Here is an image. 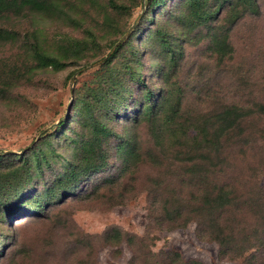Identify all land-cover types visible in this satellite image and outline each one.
I'll return each instance as SVG.
<instances>
[{"label":"rangeland","instance_id":"374dc122","mask_svg":"<svg viewBox=\"0 0 264 264\" xmlns=\"http://www.w3.org/2000/svg\"><path fill=\"white\" fill-rule=\"evenodd\" d=\"M146 1L66 0L63 9L68 18L27 11V17L12 18L6 25L16 31V38L0 40V91L6 92L0 93V153L4 155L0 165L21 166L23 158L28 160L27 167L34 165L31 150L38 140L50 134L53 141L42 146L40 159L44 160L31 170V180L24 187L26 195L18 199L42 195L72 165L77 136L69 126L60 131L56 128L70 114L74 93L85 92L89 85L97 88L99 80L102 83L97 76L111 69L119 71L116 80L127 82L115 97L120 101L118 108L98 113L114 131L107 153L109 169L92 177L69 198L45 206L39 214H19L20 203L11 196L0 200V215L9 210L0 220V264H131L132 246L146 257L143 264H169L170 251L178 252L184 264H264V247L252 248L243 259L230 260L221 257L216 242L198 235L194 220L180 224L186 217L193 219L189 213L200 208L190 194L196 192L200 175L209 165L222 164L219 179L224 182L236 183L256 172L264 178L261 121L252 119L237 131L249 141L246 146L234 137L222 142L220 152H200L199 145L184 141L192 120L202 129L201 123L227 104L250 108L257 102L264 104V20L248 17L233 27L234 58L217 66L211 49L217 32L212 24L184 23L187 19L177 12L183 0H165L153 10ZM157 30L167 32L179 57L174 83L182 101L174 127L166 126L163 117L155 124L136 123L135 116L142 109L136 101L145 89L128 73L120 72L129 57L131 70L160 99L163 68L159 49L163 48L161 43L148 42ZM36 37L52 53L71 39L87 42L89 50L81 54L80 63L86 67L77 70L72 64L60 72L38 68L29 50ZM117 39L124 41L126 48L105 64L109 47ZM135 49L138 53L130 61ZM109 112L119 116L108 122ZM78 115H73V129ZM158 126L162 134L156 133ZM130 137L138 148L137 161L142 162L116 180L121 159L120 147L114 146ZM189 161L197 162L193 166ZM217 178L215 173L208 174L211 181ZM177 210L184 213L182 219ZM255 229V225L249 226V235L256 236Z\"/></svg>","mask_w":264,"mask_h":264},{"label":"trees","instance_id":"16d2710c","mask_svg":"<svg viewBox=\"0 0 264 264\" xmlns=\"http://www.w3.org/2000/svg\"><path fill=\"white\" fill-rule=\"evenodd\" d=\"M65 1L0 0V40L5 42L15 40L16 31L6 29V25L10 23L12 18L27 17V11L57 19L68 18V13L63 9ZM164 1L147 0L146 2L149 9L153 10ZM181 6L177 8V12L183 14V18L187 19V21L182 20L184 23L187 22L196 26L210 23L214 26L213 30L217 33L211 49L216 56L217 66H222L234 58V49L230 41V32L233 27L248 17L264 20V0H183ZM223 9L225 10L223 11ZM147 18H150V15ZM219 38L221 41H219ZM36 40V43L29 46V48L31 47L29 50L38 68L60 72L72 64L78 66L77 70L86 67L80 63L83 60L81 54L89 50L87 42L71 39L59 51L52 53L39 43L37 37ZM150 41L152 44L161 43L163 48V50L159 49L163 68L160 99H157L158 93L149 89L141 77H137L136 71L131 70L133 67L130 65L129 57L120 72L128 73V77L135 78L141 88L145 89L136 101L137 106H142L141 111L135 116L136 123L139 125L142 121H150L155 124L163 117L161 121L166 126L174 127L179 121L180 101H182L181 93L177 91L174 83L176 79L175 68L178 65L179 57L174 49L176 47H174L172 39L166 31H155L148 42ZM124 48H126L124 41L115 40L109 47V55H107L105 64H110ZM137 53L136 49L132 51L131 55L134 57L131 56L130 61L135 59ZM169 53L170 57L167 59ZM116 74L118 75L119 71L111 69L110 72L97 76L102 80V83L99 80L97 88L89 85L84 90L85 92H79V95L78 91H75V101L70 114L63 117L59 122L56 128L58 131L65 126L66 128L69 126L73 135L77 136L73 139V142H76L73 163L68 166L69 169L66 174L62 175L42 195H34L24 200L18 199L21 194L26 195L24 187L31 180V170L37 167L40 161L44 160L40 159V156L44 154L42 146L53 142L51 140L52 136L47 134V136H42L38 140V146L31 150L32 158L36 161L34 165L27 167L28 160L26 158H23L24 162L21 166L4 168L0 165V200H3L6 196H11L20 203L17 208L18 211H16L19 214H39L44 212L45 206L69 198L92 177L110 168L107 153L110 151L109 147L112 144L110 137L113 136L114 131L110 130L107 123L101 121L98 113L100 110L116 109L119 106L120 101L115 97L119 95L120 89L123 90L127 80L119 82L116 80ZM0 93L5 94L6 92L0 91ZM178 93L179 97L177 99ZM78 105L79 109L77 110ZM74 113H79L76 129L71 126ZM104 115L108 116V113ZM117 116L119 115H113L109 112L108 122L114 121ZM252 119L264 123L263 103L257 102L254 108L246 107L240 103L227 104L222 111L201 123L202 129L198 126V121L192 120L184 135L186 139L184 141L188 140L191 144L199 145L198 150L200 152L206 149H214L216 153L220 152L222 142H227V140L234 137L240 138L238 140L239 144L246 146L249 141H245L244 134L242 132L237 134V131H240L244 124H249ZM156 133L162 134L160 126L156 127ZM118 146L120 148L117 149V152L120 154L121 164L117 168L116 180L121 179L123 175L142 162L137 161L138 148L134 138L131 139L130 137L128 140H122L115 144L114 148L116 149ZM2 157L4 155L0 153V161L3 160ZM189 162L194 166L197 161ZM218 166L219 169H217ZM221 166V163L209 165V169L203 175H200L196 192L190 194L195 199V204H200V208L189 213V215H194L193 219L186 217L180 224H188L190 220H194L198 235L203 239L216 242L221 257L230 260L243 259L245 254L252 248L261 249L264 247V178L260 177L261 172H256L245 180H236V183L224 182L219 179V175H222ZM212 173H215L218 177L214 181L208 179V174L211 176ZM222 173L225 175L224 170H222ZM104 181H107V179ZM192 197L190 198L192 199ZM45 201L46 204H44ZM188 202L190 203V201ZM5 205V202H3L2 206ZM8 211L4 212L5 217ZM176 213H179L180 219L183 218L184 213L179 210ZM4 215H0V220ZM176 222L178 221L176 220ZM253 225L256 228L253 230L256 236L249 235L250 230L248 228ZM239 234L241 238H239ZM180 256L178 252H168L169 264H178L179 261L180 264H184V260L182 261ZM145 260L146 257L143 256L142 252L132 246L131 264H143ZM254 260L255 257L249 261L252 263ZM186 264L197 263L186 262Z\"/></svg>","mask_w":264,"mask_h":264}]
</instances>
